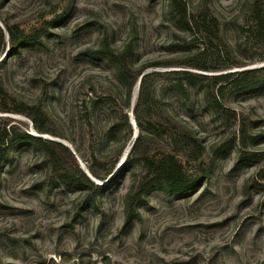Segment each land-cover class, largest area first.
<instances>
[{
	"label": "rangeland",
	"instance_id": "1",
	"mask_svg": "<svg viewBox=\"0 0 264 264\" xmlns=\"http://www.w3.org/2000/svg\"><path fill=\"white\" fill-rule=\"evenodd\" d=\"M185 2L190 13L215 17L219 39L187 30L170 0H0V27L31 34L11 50L5 30L0 80L9 96L45 111L56 136L38 134L61 144L57 156L73 171L74 159L88 170L97 157L104 175L117 159L104 181L95 178L104 189L90 202L43 146L12 144L0 161V264H264V86L215 79L264 65L255 0ZM224 43L235 56L221 58ZM110 48H129L131 68L144 67L129 105ZM230 61L243 65L223 68ZM143 75L152 113L199 138L210 175L187 193L153 186L127 221L144 169L135 160L118 164L134 140L124 114L133 113ZM12 124L36 132L27 116L0 112V129ZM147 136L146 147L170 150L165 136Z\"/></svg>",
	"mask_w": 264,
	"mask_h": 264
},
{
	"label": "trees",
	"instance_id": "2",
	"mask_svg": "<svg viewBox=\"0 0 264 264\" xmlns=\"http://www.w3.org/2000/svg\"><path fill=\"white\" fill-rule=\"evenodd\" d=\"M170 8L176 20L183 25L191 33H199L201 36L205 35L207 40L211 38L219 39V28L215 17L212 15L210 21L208 15L192 14L188 11L185 0H170ZM253 31L256 38L264 37V0H255L253 13ZM5 30L9 36V47L15 50L19 45L25 44L31 40V34L21 31L20 35H16L14 27L5 23ZM5 30L0 27V55L4 52L5 47ZM225 51H222L221 58H230L235 56L232 47L224 43ZM109 56L113 61L119 64L122 77L128 80V105L132 89L142 74L144 67L139 70L131 68L129 65V57L131 51L127 48L124 51L115 53L111 48L108 51ZM236 58V57H234ZM264 62V57L261 58ZM243 65L239 62L230 61L223 68H231ZM197 68L207 70L206 67ZM187 76H192L190 72L184 73ZM146 75L140 79V94L138 102L133 109L137 126L140 133L132 146L124 165H128L132 161H139L144 169L143 176L139 181L135 190L129 196L126 205V220L129 221L138 217L137 205L140 203L143 195L152 188L157 186L165 194L173 193H187L197 186L201 185L210 175V166L206 163L204 158V147L199 138L195 136L186 127L178 125H169L164 121V118L155 116L153 112V105L144 99V84ZM217 80H230L234 85L241 88H259L264 86V65L255 68H249L240 71H234L224 75L223 77L215 78ZM153 101L156 100L153 98ZM0 112L3 113H18L27 116L35 131L39 134L55 135V132L48 129V117L45 111L38 105H30L24 102L17 101L10 97L8 92L3 87L0 80ZM148 118V119H147ZM124 121L126 132L133 135L131 118L128 113L124 114ZM145 131V132H144ZM147 134L163 135L166 138V146H170V150L166 147H161L156 153L151 147H146L148 144ZM168 139V140H167ZM34 140L45 148L54 170L59 172L60 177L64 182L72 187L84 190L87 192V199L93 202L104 186L96 184L88 175L82 170L74 159V171L68 165L62 163V160L57 156L55 150L56 144L53 141L36 137L30 132L23 131L12 124L4 126L0 129V161L7 156L9 147L18 141ZM250 158H254L255 154H247ZM117 159L112 161L110 166L106 168V173L102 175L101 167L107 164L97 157L93 158L88 170L94 178L104 181L114 170Z\"/></svg>",
	"mask_w": 264,
	"mask_h": 264
},
{
	"label": "water",
	"instance_id": "3",
	"mask_svg": "<svg viewBox=\"0 0 264 264\" xmlns=\"http://www.w3.org/2000/svg\"><path fill=\"white\" fill-rule=\"evenodd\" d=\"M0 25H1V24H0ZM130 117H131V124H132L133 127L135 128V134H134V140H135V138L137 137V125H136V121H135V118H134V114H133L132 112L130 113ZM32 135H34V136H36V137H43L42 135H39L37 132L32 133ZM134 140H133L131 146H129V151H128V153H126V154L124 153V155H123L121 161H120L119 164H118V168L122 167L123 163L125 162V160H126L128 154H129V152H130V149H131V147H132V145H133V143H134ZM82 169H83L84 172L88 175V177H90V179H91L92 181H96V182H97V180L91 175V173H90L86 168L82 167ZM97 184H101V183H100V182H97Z\"/></svg>",
	"mask_w": 264,
	"mask_h": 264
},
{
	"label": "bare ground",
	"instance_id": "4",
	"mask_svg": "<svg viewBox=\"0 0 264 264\" xmlns=\"http://www.w3.org/2000/svg\"><path fill=\"white\" fill-rule=\"evenodd\" d=\"M128 151H129V147H128V149L125 151V154L128 153Z\"/></svg>",
	"mask_w": 264,
	"mask_h": 264
}]
</instances>
